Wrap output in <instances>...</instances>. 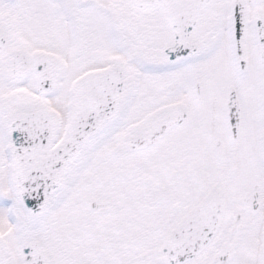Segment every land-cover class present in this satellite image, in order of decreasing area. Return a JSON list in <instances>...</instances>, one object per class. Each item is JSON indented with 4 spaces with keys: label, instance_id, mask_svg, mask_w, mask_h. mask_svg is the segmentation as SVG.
Returning <instances> with one entry per match:
<instances>
[{
    "label": "snow or ice",
    "instance_id": "snow-or-ice-1",
    "mask_svg": "<svg viewBox=\"0 0 264 264\" xmlns=\"http://www.w3.org/2000/svg\"><path fill=\"white\" fill-rule=\"evenodd\" d=\"M0 264H264V0H0Z\"/></svg>",
    "mask_w": 264,
    "mask_h": 264
}]
</instances>
